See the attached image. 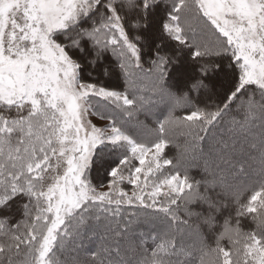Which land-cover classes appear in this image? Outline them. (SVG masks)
<instances>
[{
	"label": "snow or ice",
	"instance_id": "snow-or-ice-1",
	"mask_svg": "<svg viewBox=\"0 0 264 264\" xmlns=\"http://www.w3.org/2000/svg\"><path fill=\"white\" fill-rule=\"evenodd\" d=\"M102 102L168 115L145 142L86 119ZM173 126L191 142L169 159ZM241 141L264 177V0H0V264H264Z\"/></svg>",
	"mask_w": 264,
	"mask_h": 264
},
{
	"label": "trees",
	"instance_id": "trees-1",
	"mask_svg": "<svg viewBox=\"0 0 264 264\" xmlns=\"http://www.w3.org/2000/svg\"><path fill=\"white\" fill-rule=\"evenodd\" d=\"M164 15H166V13H164L163 11L159 14V17L157 18V22H155L157 24V28L159 27V19L162 18ZM183 58H186V61L188 60L187 57V51H184L183 54ZM120 83L122 84L123 81L121 80ZM118 91H123V88H119L116 89ZM215 91L217 93H211L210 94H204L202 95L199 99L201 104H217L220 103L225 96V92H226V87H221V86H217V88L215 89ZM145 95H147V93H145ZM99 108H102L104 111H101V114L105 117H110L112 119L111 116L115 117V113H123L121 112L119 109L115 108V106L110 105V104H104L102 102V104L99 106ZM166 109V108H165ZM111 112V113H109ZM109 113V114H108ZM188 114L185 110L183 109H177V112L174 113V115L177 116H184ZM168 115V110H164L160 113L159 117V121H163L165 120V118ZM127 117V116H126ZM127 119L132 120V118L127 117ZM115 122H117L119 124V127H123V123L118 122L117 120H114ZM155 126H159V124H156ZM174 132V131H173ZM182 132H179L178 135H182V137H175V136H170L171 139V144L169 145L170 148H172L173 146L176 149V156L179 155V151L180 148H177L176 145H180L181 148L184 146L185 142H191V137L185 136L183 134H181ZM184 136V137H183ZM184 142L183 146L182 143ZM255 150L249 147H244L242 148L241 142L238 144V150L232 154L231 156V160H232V164L234 165L233 171L234 172H238L239 170H241L243 173H247L249 171H253L254 172V177L250 180H248L247 182H244V184H246L249 188L253 187V186H258L260 184V182L262 181V179H264V177H261L260 174V161H259V165L256 167H252V160L255 157ZM191 155V153H189V156ZM173 157H170L169 159H172ZM189 175L190 177H192L195 180H199L201 178L202 175V171L199 168L196 167H192L189 169ZM236 179L238 180V182L240 183L241 179H238L236 177ZM242 183V182H241ZM245 195H249V193H245ZM148 211H152L151 209H149ZM242 220V225H243V231L247 232V231H255V224L251 221V218H241ZM134 228V230L138 233H149L151 232L153 235L155 234V229L148 225L145 224L143 222L140 223H136L132 226ZM97 242V243H96ZM99 240H94L93 242L87 244L86 246V251H85V255L91 257L92 254L97 250V248L99 247ZM224 243L226 246H228V242L224 241L222 242ZM97 244V245H96ZM209 244L211 246H215L214 245V240L213 239H209ZM94 245V246H93ZM146 247L151 248L152 247V243L151 240H148L146 242Z\"/></svg>",
	"mask_w": 264,
	"mask_h": 264
},
{
	"label": "rangeland",
	"instance_id": "rangeland-1",
	"mask_svg": "<svg viewBox=\"0 0 264 264\" xmlns=\"http://www.w3.org/2000/svg\"><path fill=\"white\" fill-rule=\"evenodd\" d=\"M152 30L154 32L158 30L156 23H154L152 25ZM184 60L186 61V58ZM188 63L190 64V62H188ZM192 67L194 68V65H192ZM215 93H217V92L215 91ZM208 94L211 95V93H208ZM165 108L166 107H165V105L163 103H159L156 107H154L152 109L151 113H145L143 111H138V112L134 113V116L132 117V120H129V119H127V117H126V115L124 113H120V114L115 113V117L111 116L112 119L109 116H108L107 119H102L103 115L101 114V111H103V112H106V111H104L102 108H99V106H98L97 108L92 110V114L88 115L86 117V119L91 120L93 123H98V124H112V123H115L116 126L119 127V124L114 121V120H117L118 122L123 123V127L122 128H123V130L126 131L127 134H129L130 136H132L135 139H139L141 141L147 142V141H151V140L155 139L156 130L159 128V126H155V125L156 124H160V123L163 122V121L160 122L158 120L159 119L158 116H160V113L163 111V109L164 110H168V109H165ZM109 113H111V112H109ZM103 117H105V116H103ZM137 121H139V123H137ZM182 131H183L182 129L173 126L170 129L169 136L182 137V135H178V133L182 132ZM183 144H184V142L182 143V146H183ZM200 144H201V146H205L206 147V142L201 141ZM241 145H242V148L248 147L246 145V143L243 142V141H241ZM166 155H167L168 158L176 157V149H175V147L173 146L172 148H170L168 146V148L166 149ZM254 155H255V157L252 160V164H251L252 167H256V166L259 165V153L256 151ZM238 173H240V175L237 178L241 179V181H240V183L242 182L241 184H244V182H247L248 180L252 179L254 177V175H255L252 170L247 172V173H243L241 170H239ZM126 190H128L130 192L131 191V186L130 185L126 186Z\"/></svg>",
	"mask_w": 264,
	"mask_h": 264
}]
</instances>
